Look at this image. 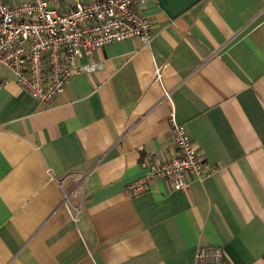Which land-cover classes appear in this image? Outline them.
<instances>
[{
  "label": "crops",
  "instance_id": "0c3cea01",
  "mask_svg": "<svg viewBox=\"0 0 264 264\" xmlns=\"http://www.w3.org/2000/svg\"><path fill=\"white\" fill-rule=\"evenodd\" d=\"M139 13L147 46L93 50L78 64L94 69L47 104L0 68V264H197L202 247L264 264V0H148ZM171 117L204 161L182 191L141 166L173 155Z\"/></svg>",
  "mask_w": 264,
  "mask_h": 264
},
{
  "label": "built area",
  "instance_id": "2783aa9c",
  "mask_svg": "<svg viewBox=\"0 0 264 264\" xmlns=\"http://www.w3.org/2000/svg\"><path fill=\"white\" fill-rule=\"evenodd\" d=\"M54 1L0 2V68L9 71L15 84L39 104H47L60 94L72 76L91 72L93 65H79L78 60L89 57L93 50L131 38L142 46L151 41L149 21L139 13L148 0L75 2L66 11L53 7ZM160 74L155 68L153 79L157 83ZM164 98H168L167 93ZM170 123L169 146L174 153L163 161L147 154L141 164L143 179L163 180L170 191H182L187 188L186 176L197 179L204 161L184 127L175 124L172 117ZM143 179L129 184L126 192L136 195L144 188ZM194 258L197 264H221L223 254L219 247H202Z\"/></svg>",
  "mask_w": 264,
  "mask_h": 264
},
{
  "label": "trees",
  "instance_id": "16d2710c",
  "mask_svg": "<svg viewBox=\"0 0 264 264\" xmlns=\"http://www.w3.org/2000/svg\"><path fill=\"white\" fill-rule=\"evenodd\" d=\"M263 259H264V255H263Z\"/></svg>",
  "mask_w": 264,
  "mask_h": 264
}]
</instances>
